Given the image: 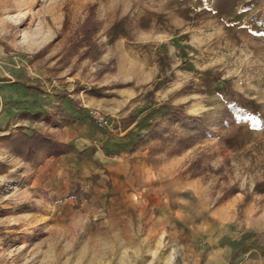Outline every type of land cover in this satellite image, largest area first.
Returning a JSON list of instances; mask_svg holds the SVG:
<instances>
[{"label": "rangeland", "instance_id": "1", "mask_svg": "<svg viewBox=\"0 0 264 264\" xmlns=\"http://www.w3.org/2000/svg\"><path fill=\"white\" fill-rule=\"evenodd\" d=\"M0 264H264V0H0Z\"/></svg>", "mask_w": 264, "mask_h": 264}, {"label": "trees", "instance_id": "2", "mask_svg": "<svg viewBox=\"0 0 264 264\" xmlns=\"http://www.w3.org/2000/svg\"><path fill=\"white\" fill-rule=\"evenodd\" d=\"M30 119H36V120H43L47 122L52 121V117L47 115H41V114H35L31 115L29 114ZM187 120L195 121V118L184 116V114L181 112V109L173 108L171 111V116L168 120L170 123H184ZM155 129L152 130L151 135H157L158 132H154ZM9 139L10 143H17L18 149L17 153L21 154L26 160H30L32 157H36L37 153L40 152V149H43V151L46 154V157H59L64 154H68L73 152L74 148L71 145L58 143L53 140H51L48 137L42 136L41 134L34 133L32 135H27L24 133L19 134L16 136L15 139L12 141L10 140V135L6 138ZM21 147V148H20Z\"/></svg>", "mask_w": 264, "mask_h": 264}, {"label": "built area", "instance_id": "3", "mask_svg": "<svg viewBox=\"0 0 264 264\" xmlns=\"http://www.w3.org/2000/svg\"><path fill=\"white\" fill-rule=\"evenodd\" d=\"M99 124H100V126H101V125H106L107 122H105L103 119H99Z\"/></svg>", "mask_w": 264, "mask_h": 264}]
</instances>
